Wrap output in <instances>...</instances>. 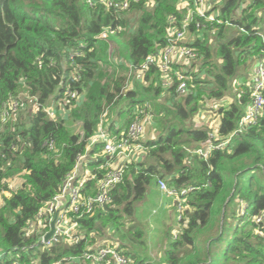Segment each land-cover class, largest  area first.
Listing matches in <instances>:
<instances>
[{
	"label": "trees",
	"instance_id": "obj_1",
	"mask_svg": "<svg viewBox=\"0 0 264 264\" xmlns=\"http://www.w3.org/2000/svg\"><path fill=\"white\" fill-rule=\"evenodd\" d=\"M147 1H131L128 9L120 10L102 0H0V115L21 93L38 98L37 103L28 99L27 108L16 115L0 116V264H55L66 262L65 257H82L95 249L109 229L125 224L134 203L144 197L152 180L158 186L160 177L179 192L188 190L181 196L184 215L177 216L180 233L168 234V264H264V114L256 125L231 136L250 101V88L240 85L236 100L218 106L217 129L202 121L190 128L183 125L208 102L231 93V81L249 57L264 55V0H221L220 8L211 10L218 11L222 22L207 23L202 36L190 43L199 49L201 59L197 71H192L186 96L176 90L175 72L182 70L180 65L173 67L169 86L163 85L165 77L156 65L143 71L139 67L167 45L173 26L170 17L176 19L174 26H181L187 8L178 7L180 0H156L153 6ZM129 13L138 16L136 30L125 44L128 56L123 58L120 35L127 34ZM107 29L115 35L113 40L101 39ZM192 33L194 28L188 35ZM113 44L117 57L116 51L111 54ZM130 64L134 65L131 74ZM69 90L77 91V97H67ZM84 92L86 98L78 105ZM147 92L156 99L163 96L164 103L170 101L171 107L164 110L175 121L180 118L182 126L170 121L156 130L155 125L152 129L158 136L141 141L144 157L128 164L111 203L80 219L83 237L76 243L61 238L46 246L42 231H28L29 222L57 193L77 156L86 153L103 113L115 112L112 105L127 98L116 112L127 117L126 125L140 109L152 114L148 125L157 122L153 97H139ZM52 103L63 104L71 119H50L44 107ZM157 110L163 114L162 108ZM77 120L83 122V134L75 133ZM50 139L53 149L45 145ZM226 140L207 159L190 151L208 141ZM94 149L100 150L101 143ZM98 163L91 161L90 166ZM16 179L22 186L11 188ZM213 210L221 216L219 228L212 236L208 229L203 237L206 251L200 256L193 246L196 230L208 226ZM108 243L117 245L128 264H152L146 252L127 249L122 240L97 246ZM108 259L106 264H115Z\"/></svg>",
	"mask_w": 264,
	"mask_h": 264
},
{
	"label": "built area",
	"instance_id": "obj_2",
	"mask_svg": "<svg viewBox=\"0 0 264 264\" xmlns=\"http://www.w3.org/2000/svg\"><path fill=\"white\" fill-rule=\"evenodd\" d=\"M88 1L94 2V0ZM131 1L137 2L140 0H102L107 7H118L120 10L128 9ZM155 2L156 0H148L147 5L153 6ZM219 2L221 3V0H180L178 7L187 8V13L182 20L181 26H174L176 19L170 17V23L173 26L168 31L167 45L160 49L159 52L148 56L139 67V70L143 71L148 69L150 65H156L165 77L163 85L169 86L173 81L170 78L173 67L180 65L182 70H176L175 72L177 77L176 90L179 95L186 96L189 91L188 82L192 79V71H197V65L201 59L199 49L190 44L194 39L188 34L194 28L196 37H201L202 31L207 27V23L222 22L218 18V11H211ZM107 36V33L103 34V37ZM193 64H196L194 69L191 68ZM130 69L133 72L134 65L130 64ZM249 88L250 101L246 104L245 110L238 120V126L231 136L241 133L249 126L256 125L264 114V55H261L249 80ZM67 97H77V91L69 90ZM28 99H33L35 103L38 101L36 96H26L21 93V95L12 99L8 108L0 116L9 118L25 110L28 105ZM44 110L49 118L53 120L59 116L64 117L68 111L63 104L56 105V103L44 107ZM106 114L107 111L103 113V117ZM151 119L152 114L146 112L145 109H140L125 131L119 134V137H111L109 132L104 129L103 119H101L100 128L96 134L94 133L95 135L93 134L89 138L86 150L88 151L91 146L97 145V142H101L103 144L102 152L106 156L105 160L91 167L90 162L97 160V155H94V158H87V151L84 154L80 153L77 156L76 164L66 175L57 193L49 201L45 202L44 206L39 210L36 220L29 222L28 231L34 228L42 231L41 242L46 246L61 240V238L71 243L78 242L83 237V231L80 230V219L87 215H93L98 207H104L111 203L113 191L123 180L128 164L131 163L136 154L144 151L145 145L141 142L142 134ZM214 135V133L211 134V136ZM228 141H221L217 144L208 141L205 145L198 146L190 151L198 153L201 157L207 159L212 149L224 147ZM45 145L49 149H53L54 140L46 141ZM117 161L119 163L115 164L114 162ZM157 183L159 188L166 194L171 196L178 195L176 197L180 200L178 209L181 213V200L183 201L181 196L185 195L188 190L183 189L179 192L162 177L158 178ZM56 212L58 213L56 230L52 237L46 241L44 240V235L50 230L51 221ZM261 219L262 216L258 217L257 221ZM109 257L114 260L115 264L129 263L128 258L117 249V245L111 243L99 246L96 243L95 249L85 251L82 257H65L64 260L66 262L73 261L74 263L106 264Z\"/></svg>",
	"mask_w": 264,
	"mask_h": 264
},
{
	"label": "rangeland",
	"instance_id": "obj_3",
	"mask_svg": "<svg viewBox=\"0 0 264 264\" xmlns=\"http://www.w3.org/2000/svg\"><path fill=\"white\" fill-rule=\"evenodd\" d=\"M221 3L219 2L217 5L218 8H220ZM217 12V11H216ZM131 14V15H130ZM138 16V13H129V20L130 22L126 26V33L127 34H121L120 38H122L123 43L121 44V50L123 52V58H127L128 56V51L126 47V42L129 40V36H131L132 32L136 30V24L135 20ZM125 28H120V30H124ZM107 37H101V39L105 41L113 40V35L109 30L107 29ZM128 36V38H127ZM115 38V35H114ZM127 40V41H126ZM113 47V46H112ZM115 47V46H114ZM113 47V50L115 48ZM119 52L116 51V55ZM256 57L257 56H252ZM251 61V57L247 59V62ZM109 60V58H108ZM249 61V65H250ZM246 72L250 71V67L245 68ZM129 74L132 72L128 71ZM238 74L233 77L237 78ZM208 79V83L212 81V77L208 76L206 80ZM233 81V79H232ZM231 81V82H232ZM212 83V82H211ZM127 86V85H126ZM131 85L130 87H132ZM208 87V86H207ZM58 93V91L56 92ZM232 93L235 94L234 90H231V93L228 94V96H232ZM86 92H84L82 95L79 96L78 100H82L86 98ZM139 97L141 98H152L151 102L155 106V114L157 115L158 119H156V123L154 122L151 124L152 128H155L156 130L162 129L165 124H169L172 121H175V118L171 117L169 113H167L165 109L171 107V102L167 101L164 103V98L162 97L155 98V96L149 92L147 94H142L139 93ZM184 98V97H183ZM231 100V99H230ZM127 98H122L120 102L116 105L111 106V110L115 111L114 113L117 112L118 106H124L125 103H127ZM82 103V102H81ZM219 105L216 107H213V104L211 102L207 103V105H204L201 107L200 112L194 116H192L190 119H187L184 121L183 125L185 127H193L196 124L202 125L201 121L203 123H207L210 126L214 127L217 129V126L219 124V117L216 115V109L218 108ZM122 107H119L121 109ZM159 108L163 109V114L159 115L158 110ZM111 112V111H110ZM112 114V113H111ZM177 121H175L176 125H181L180 123V118L177 117ZM217 119L216 123H211L212 120ZM171 121V122H170ZM150 123V122H148ZM156 125V126H155ZM150 125H147L145 127V130L142 134V141L145 142L148 139H154L155 137L158 136V133L156 135L152 134V129L149 127ZM149 157V156H148ZM224 177H225V182L226 184L229 183V175L227 171H224ZM22 186V182L20 179H16L10 183L11 188H18ZM162 194L158 186L155 185V182L152 180L151 183L148 186V191L144 195V197L136 201L134 203V212L131 216L128 215V218H125V224L121 225L120 229H117L118 232L115 228H111L108 230L107 233H105L110 241H115L116 243L120 244V240L125 244V247L127 249H135L138 251H141L142 253H145L147 256H149V259L151 260L152 264H168V262L165 259V249L167 248V241H168V234L173 233V235H178L180 233V226L182 225H177L178 220L177 216H183L184 212L180 213L179 211L174 209V204H175V199H178V197ZM171 203L172 206L169 204ZM221 219V216H217L216 210H213L212 212V217L210 219V222L206 228L203 229H198L196 230V237H195V242H194V252L198 253L200 256H203L205 251H206V245L204 242V235H207V231L209 229L210 235H215L218 228H219V221ZM125 234V236H123ZM228 236V230L225 231L224 233V240ZM214 237V236H213ZM120 239V240H119ZM218 244L214 243L213 247H217ZM184 249H182V253L184 252ZM215 251L217 252L218 250H213L211 253L212 255H215ZM59 264H75L73 261H67L64 263H59ZM85 264V263H82Z\"/></svg>",
	"mask_w": 264,
	"mask_h": 264
},
{
	"label": "crops",
	"instance_id": "obj_4",
	"mask_svg": "<svg viewBox=\"0 0 264 264\" xmlns=\"http://www.w3.org/2000/svg\"><path fill=\"white\" fill-rule=\"evenodd\" d=\"M191 38L195 39L196 37V33H192L191 35ZM113 47L116 46L115 44L112 45ZM111 46V54H114L116 50H113V47ZM115 48V47H114ZM116 55V53H115ZM113 55V56H115ZM117 57V55H116ZM260 57L261 56H257V59L256 57H251V61H250V65H249V61L246 62L244 65H242L238 71V77L237 78H233V81H232V86H233V90L235 93L239 92V86L240 85H243V84H246L248 87H249V80L250 78L252 77L253 73H254V70H255V67L256 65L258 64L259 60H260ZM250 67V71L246 72V69L245 68H248ZM130 83V82H129ZM131 84L127 86V88H130ZM126 88V89H127ZM237 89V90H236ZM236 94L232 93V96H225L224 98H222L221 100L213 103V107H216L217 105H221V104H227L229 102V100H236ZM163 97V96H162ZM85 99V98H84ZM80 100L78 101V105H81L83 103V100ZM82 102V103H81ZM110 114V113H109ZM107 114V116L103 117L102 119V122H103V127L105 130H107L110 134L111 137H119V133L118 134H115V131L116 129H120V133L123 131H125V129L128 127V124L126 125V118L124 115H121L118 113H112V114ZM103 116V115H102ZM63 119H71V115L69 113V110L67 111L66 115H64V117H62ZM126 120V122H125ZM217 122V119H213L211 121V123H216ZM125 123V124H124ZM154 123V121L152 122ZM100 124L101 122L99 123L97 129L95 130V134L98 132L99 128H100ZM148 125V124H147ZM112 126H114L113 128H111ZM151 129V125L149 126ZM74 128H75V133H83V122L82 120H77V121H74ZM159 133V132H158ZM94 134V135H95ZM152 134L153 135H156V133L154 132V130L152 129ZM142 141V140H141ZM101 142H97V144H100ZM102 149H103V144L101 143V149L96 151L97 153L93 152L95 149H94V146H91L88 151H87V158H94V155H97V160L100 162H103L106 158V156L104 155V153L102 152ZM144 153H139V154H136L135 158L132 159V161L134 160H140L144 157L143 155ZM131 161V162H132ZM115 164H118L119 162H114ZM82 168V166H81ZM156 185V184H155ZM157 186V185H156ZM159 188V187H158ZM160 189V188H159ZM160 191L162 192V194H166L165 192H163L161 189ZM167 196V194H166ZM180 202L179 199H175V204H174V209L176 210V205ZM170 206L171 203L169 204ZM102 238V237H101ZM100 239V238H99ZM100 241V240H99ZM105 241H110L109 240V237L104 234L103 236V240L98 243V244H101ZM97 244V245H98ZM75 264H79V262H76Z\"/></svg>",
	"mask_w": 264,
	"mask_h": 264
},
{
	"label": "water",
	"instance_id": "obj_5",
	"mask_svg": "<svg viewBox=\"0 0 264 264\" xmlns=\"http://www.w3.org/2000/svg\"><path fill=\"white\" fill-rule=\"evenodd\" d=\"M58 218V213L56 212V214L54 215L53 220L51 221V226H50V230L44 235V240H49L52 235L54 234L55 230H56V221Z\"/></svg>",
	"mask_w": 264,
	"mask_h": 264
}]
</instances>
